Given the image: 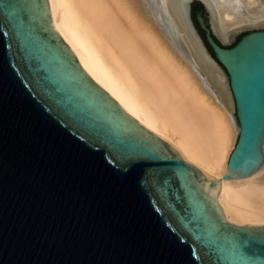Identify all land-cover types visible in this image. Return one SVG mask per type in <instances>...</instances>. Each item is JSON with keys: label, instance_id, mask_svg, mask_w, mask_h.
<instances>
[{"label": "water", "instance_id": "water-1", "mask_svg": "<svg viewBox=\"0 0 264 264\" xmlns=\"http://www.w3.org/2000/svg\"><path fill=\"white\" fill-rule=\"evenodd\" d=\"M181 9L232 97L219 178L92 79L48 0H0V264H264V223L231 222L215 194L264 164V24L224 40L208 0Z\"/></svg>", "mask_w": 264, "mask_h": 264}, {"label": "bare ground", "instance_id": "bare-ground-1", "mask_svg": "<svg viewBox=\"0 0 264 264\" xmlns=\"http://www.w3.org/2000/svg\"><path fill=\"white\" fill-rule=\"evenodd\" d=\"M53 25L84 70L134 118L219 178L238 125L227 81L206 59L181 0H48ZM219 36L264 24V0H208ZM228 220L264 223V164L222 179Z\"/></svg>", "mask_w": 264, "mask_h": 264}, {"label": "flooded vegetation", "instance_id": "flooded-vegetation-1", "mask_svg": "<svg viewBox=\"0 0 264 264\" xmlns=\"http://www.w3.org/2000/svg\"><path fill=\"white\" fill-rule=\"evenodd\" d=\"M198 11H201L202 14L205 15V13H204L202 7H201V9H199V10H197V11H193V9H192V18H193V20H195V14H196ZM195 22H196V20H195ZM196 24H197V23H196ZM197 26H198V25H197ZM198 29H199V27H198ZM200 30H201V29H200ZM202 32H203V31H202ZM202 37H204V33H202Z\"/></svg>", "mask_w": 264, "mask_h": 264}, {"label": "rangeland", "instance_id": "rangeland-1", "mask_svg": "<svg viewBox=\"0 0 264 264\" xmlns=\"http://www.w3.org/2000/svg\"><path fill=\"white\" fill-rule=\"evenodd\" d=\"M232 117L234 118V121L236 122L233 112H232Z\"/></svg>", "mask_w": 264, "mask_h": 264}]
</instances>
